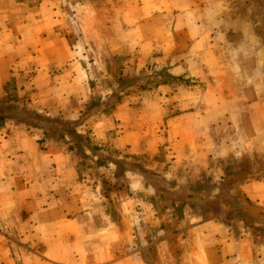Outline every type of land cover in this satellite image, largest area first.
I'll use <instances>...</instances> for the list:
<instances>
[{"label":"rangeland","instance_id":"374dc122","mask_svg":"<svg viewBox=\"0 0 264 264\" xmlns=\"http://www.w3.org/2000/svg\"><path fill=\"white\" fill-rule=\"evenodd\" d=\"M262 5L259 17L250 13L264 23V0ZM62 8L66 15L68 8ZM234 10L223 11L214 26L209 21L201 26L202 34L227 35L214 36L217 41L194 40L193 30L185 40L178 34L180 25L167 29L155 24L153 40L138 37L130 53L97 62L87 59L93 70L82 81L86 90L80 98H72L76 92L68 86L71 75L64 72L65 58L50 64L43 57H31L33 50L20 51L19 42L9 41L0 23V181L8 177L7 162L31 161L38 155L36 162L54 159L46 153L53 145L64 150L56 153L55 161L75 162L79 199L83 190L89 194L88 186L101 183L103 202H95L92 209L107 218L78 220L104 231L122 220L120 199L133 194L136 205L123 222L127 233L117 240L127 251L149 242H176L178 229L187 231L209 218L254 247L264 244V201L249 199L240 186L264 177V144L258 139L264 141V73L255 70L264 68V36L246 40L248 16ZM65 29L63 25L57 32L66 41ZM68 41L59 48L72 47ZM30 44L28 49L38 45ZM18 51L23 56L17 57ZM117 113L121 119H116ZM124 117L136 122L128 129H138V138H120ZM87 120L91 127L78 130ZM7 140L32 149L31 157L25 158L30 150L5 147ZM65 151L72 153L67 159ZM131 177L137 179L133 189ZM32 183L36 187L27 186L24 199L15 193L0 201V264H13L3 262L4 254L15 264H24L22 257L30 264L34 258L41 264H99L92 260V246L83 249L81 243L98 241L100 234H84L78 224L66 222L72 220V211L87 209L88 202L72 203L67 194L54 192H65V183ZM13 188L18 190L17 185ZM51 190L55 195L50 196ZM147 201L154 217L146 213Z\"/></svg>","mask_w":264,"mask_h":264},{"label":"crops","instance_id":"0c3cea01","mask_svg":"<svg viewBox=\"0 0 264 264\" xmlns=\"http://www.w3.org/2000/svg\"><path fill=\"white\" fill-rule=\"evenodd\" d=\"M234 1L239 2L240 6L236 7ZM262 3L263 0H67L64 3L59 0H0V23L3 27H6L4 31L7 33V39L19 42L20 51L30 52L29 50H33L35 55L30 53L31 57L39 60L43 57V60H47L50 64H59L58 58H65L67 66L64 67V72L71 75V80L67 81L69 83L68 86L76 92V94L73 93L72 98H80L86 90L82 87V81L85 80L87 73L93 70L90 69L91 67L88 69L86 65L88 63L87 59L94 58V62H97L98 60L110 59L119 53H130L132 43H135L133 41L137 42L138 37L145 36V42H148V39L153 40L155 24L165 26L167 29L172 24L175 26L180 25L181 29L178 34L183 35L185 40L190 39L189 36L191 35V30H193L194 40L198 41L204 37V40L213 42L217 41L214 36H221L222 39L223 36L227 35L222 33L213 35H211L212 33L210 35L202 34L201 26H204L206 21H209L211 26L218 24L223 11L234 13V8H236L241 11L244 10L248 16L247 20H245L248 21L247 25H249V32L244 35L246 40L253 42L262 40L264 23L260 20L258 21V18L257 20L254 19L255 13L259 17L263 6ZM62 5L68 8L66 15L61 12V9H63ZM250 12L254 14L251 15ZM249 16H252V22ZM257 24L258 27L255 28ZM63 25L66 26L65 34L63 33V35H67V42H69L68 39H71L72 47L69 46L67 48L64 45L59 48L61 44L66 42L65 39L58 35V27ZM183 27H186L185 30H183ZM196 28L199 29L200 34L197 33ZM148 31L152 37L148 35ZM70 35L72 38L69 37ZM182 39L183 37L181 36L180 40ZM30 42L38 45H35L33 49H28L27 46ZM79 42L85 44L88 42V46L86 47L85 44L79 46ZM20 51H18L17 57L23 56ZM255 70H257L256 73H264L263 66L259 67V69L256 67ZM79 76L83 77V79L78 80L77 77ZM82 89L84 91L80 92L79 90ZM128 115L131 116L130 114ZM261 117L263 118L262 115ZM261 117L255 118L259 120ZM116 119H121L118 113ZM123 120L128 124H123L124 130L119 132L120 138H138V129H128L135 127L134 123L136 122L131 121V117H124ZM86 123H88V120L85 123L83 122L82 125L80 124L81 126L78 127V130L83 132L85 126L86 128L91 127L90 123L87 125ZM261 134H264V131ZM139 139L142 140L143 137L140 136ZM258 139L262 141L261 145H263L262 136H259ZM3 143L8 149L30 150L25 158L31 157L32 149L27 148L26 145L20 142L13 143L12 140H7ZM48 147L47 157L49 158V154H53L54 158H49V162H36L40 155L34 156L31 161L7 162L10 168L8 169L6 180L0 181V190H2L0 191V201L5 203L10 200L9 196L15 193L20 194L22 199H24V195L30 190L26 189V187H36L32 181H36L39 185H47L54 181L56 182V187L59 186L58 182L65 183V192L55 190L54 192L61 195L67 194L72 203L88 202L87 209L72 211L75 214L72 215V220H66L67 226L71 225L74 227L75 224H78L79 229L84 234L90 233V236L92 234L97 235V232L100 234L101 239L98 241L81 243V248L83 249H89L92 246L93 251H96L93 252L92 260L97 259L99 264H264V244H258L254 247L253 243L247 238L235 237L231 233H227L224 226L219 225L218 222L210 218L207 220L200 219L194 226L189 227L187 231L183 228L178 229L176 232L178 241L176 242H149L139 247L140 250L127 251L126 248L122 247V243L120 241L117 242V240L125 232L127 233V230L125 231L127 227L123 226V222L125 217H131L132 208L136 205V203L134 204L136 199L133 194H125L120 199L121 210L123 211H120V216H122L120 222L115 221V224L107 226L104 231H101V229L95 230L96 228H93V224L87 221L89 217L107 218L105 212L92 209V205L95 202L98 205L103 202L101 199L100 181L97 180V184H94L95 188L88 186L89 194L83 190L81 193L82 198L79 199L75 194V189L79 185L78 183L74 185L78 181L74 178L73 165L75 162L70 159L60 162L55 161L56 153L64 150H58L53 145ZM133 148L134 146L131 147V150ZM76 149L78 150V148ZM5 151L11 153V150ZM14 153L17 152L14 151ZM33 153L35 154V151ZM65 153L66 159L68 155L71 156L72 154L67 151ZM190 181L195 182L196 180L193 178ZM136 183L137 179L131 177L130 189L135 188L136 186H132V184ZM82 184L84 185V183ZM16 185L18 190L13 188ZM118 186H121V184L119 183ZM240 186L249 199L255 202L264 201V177L252 178L241 183ZM32 193H34L35 199L36 190L33 189ZM130 193L132 192L130 191ZM49 194L50 196L55 195L52 190L51 192L49 191ZM89 196H92V199ZM82 206L85 207V203ZM144 208L147 215L153 216L154 211L151 209L150 202L147 201ZM78 217L86 218L87 220L82 219L80 221ZM84 223L86 224L84 225ZM163 233L167 232L163 231ZM99 250H104L105 252L98 253ZM174 250L175 252H173ZM2 260L7 263L11 261L15 264L6 254H4ZM22 261L24 264H30L29 258L22 257ZM32 264L41 263L34 258Z\"/></svg>","mask_w":264,"mask_h":264}]
</instances>
